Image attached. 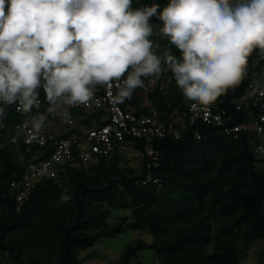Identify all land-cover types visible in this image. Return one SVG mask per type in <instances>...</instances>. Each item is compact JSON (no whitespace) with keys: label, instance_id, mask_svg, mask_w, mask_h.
I'll return each mask as SVG.
<instances>
[{"label":"trees","instance_id":"16d2710c","mask_svg":"<svg viewBox=\"0 0 264 264\" xmlns=\"http://www.w3.org/2000/svg\"><path fill=\"white\" fill-rule=\"evenodd\" d=\"M169 3L170 0H132L133 10L159 5L157 16L149 21L153 25L150 39L153 51L162 59L161 69L166 71L161 72L157 88L137 90L121 103L140 115L156 112L163 122L192 102L167 80L172 71L163 63L167 49L177 58L181 56L179 49L161 33L163 21L158 15ZM257 57L259 61L253 65ZM247 67L264 73V52L254 49ZM37 91L42 105L32 111L31 122L38 115H46L53 106L46 102L42 87ZM243 93L244 86L237 88L236 95L226 91L212 105L218 111H229ZM150 102L155 109L144 107ZM0 107L5 109L0 118V253L7 252L13 264H83L97 255L90 251L82 257L84 252L130 229L148 232L153 242L128 243L119 259L111 264H131L144 250L153 251L158 264H242L254 243H264V159L255 154V137L243 134L234 140L217 128L204 126L201 131L206 138L202 140H195L190 130L180 140H155L154 147L163 156L153 175L161 179V187L139 181L147 163L143 156L147 142L139 141L136 149L141 158L140 174L119 167L122 154L118 153L101 158L98 163L67 165L63 178L43 180L18 213L9 184L28 177L31 161L44 150L23 143L14 146L9 138L19 117L11 107ZM245 108L252 109L250 104ZM102 113L70 108L66 115H85L83 122L89 125L94 119L101 123ZM233 118L235 123L244 122L247 113H235ZM65 124L68 130L61 133L64 137L76 133ZM46 149L44 157L50 153ZM62 195L71 198L62 203ZM128 210L129 215L110 225L108 220L114 211ZM210 247L215 251L206 254ZM0 264L6 263L0 260Z\"/></svg>","mask_w":264,"mask_h":264},{"label":"clouds","instance_id":"9594fccd","mask_svg":"<svg viewBox=\"0 0 264 264\" xmlns=\"http://www.w3.org/2000/svg\"><path fill=\"white\" fill-rule=\"evenodd\" d=\"M158 9L133 10L132 0H0V103L29 113L42 87L50 106L87 105L97 85L114 81V102L130 99L142 78L161 71L149 23ZM158 19L181 53L165 50L163 63L184 97L201 105L240 82L254 49L264 52V0H170ZM45 119L34 118L33 128Z\"/></svg>","mask_w":264,"mask_h":264},{"label":"built area","instance_id":"2783aa9c","mask_svg":"<svg viewBox=\"0 0 264 264\" xmlns=\"http://www.w3.org/2000/svg\"><path fill=\"white\" fill-rule=\"evenodd\" d=\"M163 71L166 70L161 69L157 75L142 78L143 87L135 91L157 88ZM116 83L113 82L111 89L100 85L87 105H69L65 113L70 112V108H83L90 112L101 110L103 118L101 123L96 122L92 128L72 133L67 137L50 130L36 131L33 128L31 113L39 110L42 105L39 92L40 103L29 113L18 110L16 104L5 105L11 107L19 117V121L12 126L10 142L14 146L23 143L27 147H39L44 150L31 161L28 177L21 181H11L9 184L10 194L15 199L16 212H21L22 205L43 180L63 178L67 165L76 167L79 166L77 162L84 165L98 163L101 158H111L116 153L125 154L129 148L137 150L138 142L143 140L147 142L143 155L147 163L139 181L143 185L150 183L161 187L162 181L154 177L153 170L160 166L163 154L154 147L153 142L167 138L180 140L188 130L195 140H202L206 138L201 131L204 126L217 128L234 140L240 139L243 134L255 137V154L264 159V73H257L246 67L240 82L227 90L229 95H236L237 88L244 86V93L234 100V109L218 111L212 104L205 106L192 101L186 109L174 112L166 122L161 121L156 112L152 115H140L123 107L121 103L114 102L112 98L117 94ZM193 104H196L195 108ZM247 104H250L251 110L245 108ZM242 111L247 113V120L235 123L234 114ZM64 122L69 126L75 124L73 119L69 118ZM46 148L50 149V153L44 157Z\"/></svg>","mask_w":264,"mask_h":264},{"label":"rangeland","instance_id":"374dc122","mask_svg":"<svg viewBox=\"0 0 264 264\" xmlns=\"http://www.w3.org/2000/svg\"><path fill=\"white\" fill-rule=\"evenodd\" d=\"M258 57L254 59L253 65H257L258 63ZM170 69V67L168 68ZM169 78L167 80H170V82L176 84V81L174 79V75L171 72L168 74ZM177 85V84H176ZM101 86L97 85L93 92L96 93L97 90H99ZM151 106V107H150ZM69 107V105L65 104L63 102V99L57 102L56 105H53L50 108V112H48L46 115L43 114L46 119L44 126L41 129L54 131L56 133H63L68 130V126L65 124L64 120L67 117L65 111ZM144 107L147 109L153 108L155 109L152 102L149 104H145ZM39 117V115H38ZM85 115H69V119H73L74 125L69 126V130L75 129L76 132L84 131L86 129L92 128L97 120H92L89 125L83 122V119H85ZM99 123V122H98ZM35 157V156H34ZM34 159V158H33ZM119 167L122 169H125L126 171H129V169H133L136 174L141 173V158L140 154L137 150L127 149L125 154H122L121 159L118 163ZM90 166L87 165V168ZM1 213V211H0ZM130 211H114L113 215L109 218V223L111 226L116 225L119 222V217L129 215ZM137 240H144L148 243L153 242V237L148 232L144 231H133V230H127L125 234L118 235L115 238L112 239H104L103 241L97 243L92 249H89L87 252H84L82 254V257L87 255L90 251H95L97 253L96 256L98 258H92L85 261L83 264H111L116 262L119 259V256L122 254V252L125 250V247L130 242H135ZM215 251L214 247L208 248L206 251V254H212ZM39 255V254H37ZM0 260L4 261L6 264H13L9 259V254L7 252L0 253ZM138 261L142 262V264H158V261L156 259L155 253L153 251H140V256L138 259H133L131 261V264H137ZM264 262V243L263 242H257L254 243L250 249L247 251L245 258L242 260V264H261Z\"/></svg>","mask_w":264,"mask_h":264}]
</instances>
